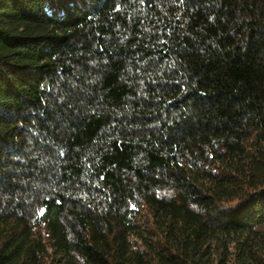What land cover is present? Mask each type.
<instances>
[{
	"label": "trees",
	"instance_id": "16d2710c",
	"mask_svg": "<svg viewBox=\"0 0 264 264\" xmlns=\"http://www.w3.org/2000/svg\"><path fill=\"white\" fill-rule=\"evenodd\" d=\"M0 264H264V0H0Z\"/></svg>",
	"mask_w": 264,
	"mask_h": 264
}]
</instances>
